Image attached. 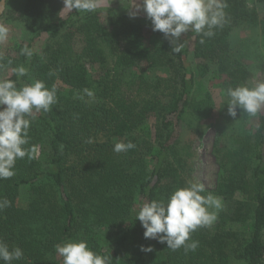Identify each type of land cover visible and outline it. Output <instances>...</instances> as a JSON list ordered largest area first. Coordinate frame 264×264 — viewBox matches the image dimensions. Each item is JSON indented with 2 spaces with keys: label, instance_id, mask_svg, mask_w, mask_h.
Listing matches in <instances>:
<instances>
[{
  "label": "trees",
  "instance_id": "obj_1",
  "mask_svg": "<svg viewBox=\"0 0 264 264\" xmlns=\"http://www.w3.org/2000/svg\"><path fill=\"white\" fill-rule=\"evenodd\" d=\"M222 2L221 25L213 27L210 38L195 32L191 47L186 32L173 42L152 31L149 19L146 32L126 14L103 19L97 8L65 14L63 0L6 4L0 20L27 28L33 55H22V49L1 55L2 79L18 88L39 79L57 89V102L31 123L26 147L36 146L35 158L17 160L15 175L0 180V198L11 202L0 211V240L24 252L11 264H62L54 246L69 238L110 254L112 264H150L141 245L151 246L152 239L143 237L136 214L143 202L166 201L191 180L181 133L193 120L212 118L213 95L196 98L197 80L210 74L222 91L223 122L252 119L255 126L237 130L229 146H214L220 172L215 190L206 193L220 197L225 207L213 225L191 234L197 249L172 251L166 242L153 241L168 264H264V107L255 115L237 108L233 117L227 95L229 88L264 81V57L255 74L234 54L232 41L236 30H264V21L250 8L251 0ZM45 36L37 52L33 43ZM179 45L181 50L173 51ZM144 65L152 77L135 72ZM21 66L24 76L13 71ZM117 141H131L135 148L118 154L113 151ZM22 189L29 192L26 207L18 206ZM247 226L248 231L241 229ZM100 229L111 235L99 239Z\"/></svg>",
  "mask_w": 264,
  "mask_h": 264
},
{
  "label": "clouds",
  "instance_id": "obj_2",
  "mask_svg": "<svg viewBox=\"0 0 264 264\" xmlns=\"http://www.w3.org/2000/svg\"><path fill=\"white\" fill-rule=\"evenodd\" d=\"M4 2L5 0H0V4ZM63 2L64 9L70 11L75 9L77 12L91 13L97 8V0ZM225 7L222 0H141L132 15L135 16L142 10L151 21L152 31H159L174 42L189 27L197 34L203 33L205 37H212L213 27L221 25L224 19ZM8 37L9 28L0 23V44L7 41ZM182 47L183 45H179L173 51L179 52ZM21 54L31 57L33 52L25 47ZM13 71L18 76H24L27 70L21 66ZM83 93L88 97L94 96V92L88 88H84ZM227 95L230 98L229 115L234 117L237 108L255 115L264 107V81L251 87L241 85L229 88ZM56 102V87L49 88L43 80L33 79L18 88L15 81L0 79V180L10 179L15 175L17 160L26 156L29 160L35 158L36 146L26 147L30 140L31 123L35 119L33 114L47 113ZM134 148L135 144L131 141H117L113 151L119 154ZM10 206L11 202L7 198H0V211ZM221 208L219 197L211 192L206 193L204 184L198 180H189L185 186L175 189L166 201L153 199L143 202L136 219L144 229L145 239L166 242L172 251L183 247L188 252L195 251L199 245L198 241L191 239V234L198 228L212 225ZM54 248L63 258L62 264H112L110 254L94 251L84 239L69 238L55 244ZM152 250L151 246L141 245V251ZM23 256L22 248L10 249L7 243L0 240V260L5 264H11L13 260H20Z\"/></svg>",
  "mask_w": 264,
  "mask_h": 264
},
{
  "label": "rangeland",
  "instance_id": "obj_3",
  "mask_svg": "<svg viewBox=\"0 0 264 264\" xmlns=\"http://www.w3.org/2000/svg\"><path fill=\"white\" fill-rule=\"evenodd\" d=\"M22 2L23 0H8L7 6L14 7ZM139 4H141V0H97V9L103 11V19H107L110 13L126 14L132 19L142 23L146 28V32H148V18L146 17V13L140 10L135 16L132 15L136 12V6ZM249 6L250 8L255 9L259 14V18L264 21V4H255L251 0ZM72 11L76 10L73 9ZM69 12L71 11L65 9V14ZM0 23L5 24L9 28V37L7 41L0 44V56L7 54L16 55V50L23 49L29 45L33 35L28 32L27 28L22 23L11 22L8 20H0ZM194 33L195 32L191 27H189L185 36L187 46L192 45ZM232 41L235 47L234 54L237 55L243 65L250 67L253 73L257 74L258 61L264 57L263 28L258 27L251 30H236L233 33ZM45 42L46 36L41 41L33 43L37 52H40L43 49ZM191 59L195 66L196 64L192 55ZM135 72L144 73L148 78L153 76V73L150 72V69L146 65L139 67ZM5 74L6 73L0 71V79L4 78L3 76H5ZM208 92L213 95L216 104V109L212 118L208 120H193L190 123L185 124L181 133V142L186 148L184 152L187 155L189 166L191 168V180H198L204 184L207 191H213L216 188L220 172L219 166L214 157V146L216 144H219L222 148L229 146L231 142H233L234 134H237V130L238 133H241L244 130L253 129L255 121L252 119H247L245 121L240 120L235 124L230 120L223 122L224 118L221 119V117H219V111L222 108L221 105L223 102L222 91L220 86L213 82V76L211 74L205 79L197 80L196 98L202 99ZM36 114L37 113L33 114L35 118L37 117ZM137 135L140 139L146 137L140 133H137ZM28 197L29 192L22 189L20 196L18 197V206L26 207ZM220 200L222 208L219 212L225 207L223 200L221 198ZM241 229L248 231L249 227L247 226ZM110 235L111 232L107 230L100 229L98 232L99 239L109 237ZM151 247L153 250L148 254V262L150 264H168L166 253L157 248L153 240ZM59 258H61L63 262V258L60 256Z\"/></svg>",
  "mask_w": 264,
  "mask_h": 264
},
{
  "label": "water",
  "instance_id": "obj_4",
  "mask_svg": "<svg viewBox=\"0 0 264 264\" xmlns=\"http://www.w3.org/2000/svg\"><path fill=\"white\" fill-rule=\"evenodd\" d=\"M6 4H7V0H5V2L3 4H0V18L5 12Z\"/></svg>",
  "mask_w": 264,
  "mask_h": 264
}]
</instances>
